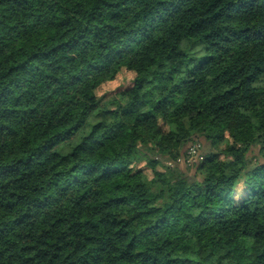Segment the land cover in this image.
Returning a JSON list of instances; mask_svg holds the SVG:
<instances>
[{"label": "trees", "instance_id": "1", "mask_svg": "<svg viewBox=\"0 0 264 264\" xmlns=\"http://www.w3.org/2000/svg\"><path fill=\"white\" fill-rule=\"evenodd\" d=\"M256 148L264 0H0V264H264Z\"/></svg>", "mask_w": 264, "mask_h": 264}, {"label": "rangeland", "instance_id": "2", "mask_svg": "<svg viewBox=\"0 0 264 264\" xmlns=\"http://www.w3.org/2000/svg\"><path fill=\"white\" fill-rule=\"evenodd\" d=\"M183 49L187 51V54L189 55L190 58L198 60L201 59L202 57H204V53L202 51V47L201 46H197L195 44H184L183 45ZM134 78V74L132 72H128V71H122L117 78L112 81L107 83L106 85H104L99 91H98V96L102 97L104 95H108L107 99L110 97H113L114 95H116L117 93H119L120 91L125 90L130 84H132V80ZM202 143V150L200 152V157L204 156L207 152H209L210 149V145L207 142L201 141ZM220 149V148H219ZM219 149H216L215 151H218ZM252 154L254 156H257L256 158H258L260 161L262 159H264L259 150L256 148L254 149V151L252 152ZM169 164H171L172 166H177V168H179L182 171H186V169H184L185 164L180 162V163H176V162H169ZM150 172H148L149 174ZM189 173V172H186ZM150 175V174H149Z\"/></svg>", "mask_w": 264, "mask_h": 264}]
</instances>
